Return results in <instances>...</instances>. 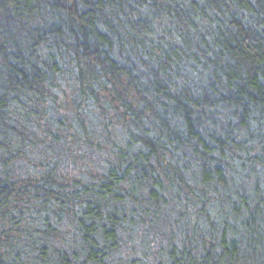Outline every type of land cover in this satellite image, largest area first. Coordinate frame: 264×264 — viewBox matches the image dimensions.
I'll list each match as a JSON object with an SVG mask.
<instances>
[{"label": "trees", "instance_id": "16d2710c", "mask_svg": "<svg viewBox=\"0 0 264 264\" xmlns=\"http://www.w3.org/2000/svg\"><path fill=\"white\" fill-rule=\"evenodd\" d=\"M0 264H264V0H0Z\"/></svg>", "mask_w": 264, "mask_h": 264}]
</instances>
